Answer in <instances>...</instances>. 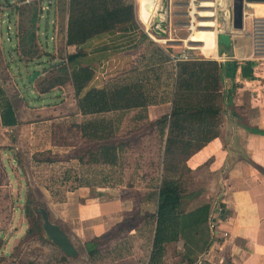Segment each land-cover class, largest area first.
Returning a JSON list of instances; mask_svg holds the SVG:
<instances>
[{
	"label": "trees",
	"instance_id": "16d2710c",
	"mask_svg": "<svg viewBox=\"0 0 264 264\" xmlns=\"http://www.w3.org/2000/svg\"><path fill=\"white\" fill-rule=\"evenodd\" d=\"M48 1L54 0H38L35 3L43 6ZM136 14V0H68L66 45L74 46L77 51L67 56L65 65L57 64V67L47 71L45 76L48 75L50 79L45 78L42 82L45 87L38 91V101L42 102L44 96L71 82L78 110L66 120L54 119L51 122V138L61 141L55 145L77 148L82 144L75 159L79 164L88 166L90 174L98 166L133 172L130 177L137 181L134 184L141 190L149 191L148 200L152 201L154 212L136 214L134 225L130 227L145 228L154 224L156 230L149 264H162L167 244L180 239L184 240L189 253L188 263L204 264L217 241L211 229L214 227L211 206L204 205L186 212L185 201L198 193L183 194V176L179 170H186V163L193 155L220 137L224 106L232 105L240 87L237 75L240 72L245 80H255V63L214 59L175 63L166 49L143 35L142 41L148 42L149 49L146 53L142 52L136 65L125 74L110 78L103 86L94 85L96 69L85 62L87 45L103 34L134 25ZM37 16L35 14L32 18L34 30H38L41 20V17L37 20ZM29 43L33 48L23 53L24 57H28L24 62L32 61L30 58L38 48L35 32L30 33ZM54 72H60L63 76L54 77ZM8 95L9 91L4 89L0 79V125L3 128H14L24 123L40 124L53 119L45 115L51 110L42 107L38 108L45 111L35 114V119L28 117L27 108L30 109L32 102L25 101L24 108V105L11 101ZM166 103L171 104L170 112L151 120L149 107ZM56 107L57 104L52 109ZM245 127L254 134L264 136L263 130ZM70 134L73 137L70 138ZM32 162L38 167L60 161L33 159ZM17 168L20 170L19 166ZM1 172L0 187H12L6 166L1 167ZM71 173L69 171L63 180L56 181L57 189L53 191L50 187L54 203L64 202L68 192L82 187H98L95 181L83 178L77 181L76 186L66 189L74 182ZM62 184L65 185L64 189L61 188ZM29 196L26 194L22 207L25 218L32 225L28 234L44 232L39 212L41 208L28 205L32 201ZM32 197L39 203L36 193ZM127 221L124 219L109 233L86 244L91 263L102 260L100 257L104 249H111L105 264L121 256L118 251L125 246L122 241H117V236L130 229L124 228ZM0 239V252H3L6 243L1 236ZM20 240L10 254L15 252ZM45 241L52 245L48 239L45 238ZM74 260L64 254L58 263L73 264Z\"/></svg>",
	"mask_w": 264,
	"mask_h": 264
},
{
	"label": "rangeland",
	"instance_id": "374dc122",
	"mask_svg": "<svg viewBox=\"0 0 264 264\" xmlns=\"http://www.w3.org/2000/svg\"><path fill=\"white\" fill-rule=\"evenodd\" d=\"M36 1L38 0H0V79L2 86L5 90L9 91L10 95L8 96H11V101L16 102L18 105H24L25 101L32 102L30 109L27 108L28 117L35 119L34 117L35 114H37L38 107L50 109L51 111L45 115L46 117H53L52 120H47L40 124L24 123L14 128H3L0 125V175H2L1 167L6 166L9 172L8 175H10L9 184L12 186L0 187V228H8L15 225L17 228H27L26 234L20 240V244L14 253L5 255L0 252V263L14 258L17 260L16 262L20 264H59L55 262V259L61 258L64 253L57 249L51 242L52 245L46 243V235L44 232L28 234V230L32 228V225L28 219L25 218L22 207L25 205L26 194H28V196L30 194L31 196H29V198L32 200V204L28 203V205H32V208L39 207L48 209V201L53 200L50 195V187L53 191L57 189L58 185H56V181L60 179L63 180L69 171L72 172L71 175L74 178V182H71L72 185H69L66 189H70L71 186H76L78 180L86 178V180L98 183L96 184L98 189L104 190L106 188L105 192L113 194L111 197L125 192L124 194L137 200V203L139 199H146L149 192L139 189L138 186L134 184V182L137 181H134V179L130 177L133 175V172H124L119 169L98 166L95 171L90 174L89 167L79 164V161L75 159V156L79 154L80 149L83 147L82 144L77 146V148L55 145L56 143H61V141H53L51 138L52 131L50 124L54 119L66 120L70 115L77 112L75 92L71 82H68L54 93L47 97L44 96L42 102H40L38 101V98H40L38 91L40 92L43 87H45L42 84L44 79H50L48 75L45 76L47 72L43 71H45L50 64L59 65L62 63V65H65L67 56L76 53V51L73 47L66 45L68 0L48 1L46 3L44 2L43 6L41 3L36 5ZM190 1L196 4V10L189 9L188 3H190ZM215 1L216 0H173L172 4L174 3L175 7L173 19H171V23L170 19H167L169 21L165 24L169 27L172 34L167 35L168 37L166 40V28L164 29V27H161V31H164V33H161L150 25L148 28L149 31L147 32L146 25H142L143 23L140 21L138 22L142 25L141 28L144 27V35L155 44L169 50L173 60L174 58H179L181 54H186L189 60L217 59L219 57L216 55V50H213L216 48L215 44L217 42V25L216 29L214 28V46L211 45L213 48L206 50L208 48H205L206 44L202 40L192 37L191 39L193 41L189 39L194 32V34H196L198 32L214 31L212 26L215 27V24L211 23L210 17L212 13L211 4H214ZM189 11H192L191 15L188 14ZM35 14L38 15L37 20L41 17L38 30H34L32 26V18ZM192 18L195 20L193 21ZM136 21L137 19L135 22ZM192 21L193 23L191 24ZM253 31L255 36H257L259 47L262 49L260 51L262 55H264V18H262V16L257 18L256 21H253ZM34 32L38 44L34 56H39L40 58H35L33 56L30 58L32 61L24 62L25 59L28 60V57H24L23 53L33 48V45L29 43V39L30 33L32 34ZM143 43V48L132 55H114L106 59L102 64L99 63L98 60H94L93 63L98 70V74L95 75H98V78L105 79L103 80L105 84L110 78L130 71L136 65L137 60L141 58L140 53H146L149 49L148 42L144 41ZM46 52L49 54L48 56H46ZM263 64L264 60L259 64L261 71L258 72V76L261 77L264 75ZM102 71L105 72L103 76L99 73ZM54 75V77L63 76L60 72H54ZM246 87L248 91H246L243 96L240 95L242 92L238 94L240 97L239 100L242 101L243 104H247L249 100L251 105L254 99L252 94L259 95L260 92L258 86L255 87V89L257 88L256 91H254V88L251 87L249 83L244 84L242 88ZM250 93L251 98L249 95ZM33 102H39L41 104L38 105ZM56 104L58 107L53 110L52 108ZM228 105L229 106H224L225 111L222 116L223 123L221 125V131L224 127V138H226V144L229 145L232 140L233 126L237 123L236 115L242 114L246 116V110H237L236 108L239 107L235 106L236 108H234V105H231V103ZM167 111L168 109L166 107L164 112L166 113ZM28 113H30L31 116H29ZM245 118L247 119V117ZM243 122L250 126L247 120ZM71 137L73 136L70 134V138ZM256 145L258 146V144ZM259 151L252 156L257 161L263 163L264 151ZM247 153L248 152H246V154ZM33 159L37 161L59 160L60 162L53 165L47 163L36 167L33 165ZM188 164L189 163H186V170H179L183 176L182 184L184 185L183 194L185 196L189 193L198 191V188L204 186L202 184H204L203 181L206 179V175L194 174ZM18 166L20 170H18ZM200 172L206 173L205 170H200ZM3 183H5V181H3ZM61 188L64 189L65 185L62 184ZM88 188L97 189L96 187ZM33 193L38 195L39 203L33 199ZM143 213L145 212L143 211L141 214ZM134 217L135 214L133 211L130 213V216L125 218L128 220V223L126 222L124 228H130L134 225ZM148 228H154V224H151ZM127 236V233L124 231L117 236V241L123 242ZM2 239L4 240L3 237ZM1 246L2 242L0 241V249ZM52 246H54L55 249ZM79 248V255L75 258L73 264H93L87 258L84 249L81 246H79ZM110 252L111 249H104L100 257L102 260L98 263L105 264L104 262L106 259H109Z\"/></svg>",
	"mask_w": 264,
	"mask_h": 264
},
{
	"label": "crops",
	"instance_id": "0c3cea01",
	"mask_svg": "<svg viewBox=\"0 0 264 264\" xmlns=\"http://www.w3.org/2000/svg\"><path fill=\"white\" fill-rule=\"evenodd\" d=\"M160 1L156 0L151 13H147L144 10V2L136 0L137 21L134 25H130L121 31L103 34L90 41L86 47L85 62L96 69L95 74H98V70L93 63L94 60H98L102 64L111 56L132 55L143 48L142 36L145 31L143 30L144 27L141 28V26L146 25L147 32L149 31L148 28L160 6ZM172 1H168L167 8V19H170V23L175 9ZM211 5V23L215 24V27L212 26V28L216 29L217 0ZM188 7L190 10L197 9L196 4L191 1L188 3ZM188 14L191 15L192 11H189ZM261 16L264 18V4L246 6L244 29L233 32L234 56L232 59H227L239 62L253 61L255 63V80H245L241 73H238L236 79L241 86L237 89L232 100L234 108L239 107L236 109L246 110V116L236 115L237 123L233 126L232 140L229 145L226 144L223 127L219 138L209 143L187 162L194 174L206 175V179L202 184L204 186L197 189V196L185 201L186 212L204 205H210V213L213 214L214 219V227L211 229L215 233L217 241L212 246L211 253L206 257L207 261L204 264H264V162H259L252 156L259 150L264 151V136L250 132L244 127L247 124L243 122L247 120L249 127L264 131V75L258 76V72L261 71L259 64L264 60V55L260 51L262 49H260L257 36L253 31V21ZM138 21L143 24L141 25ZM165 26L167 30L166 40L167 35L172 33L169 27ZM215 29L212 32H198L196 34L194 32L189 39L193 41L192 37L202 40L206 44L205 48H208L206 50H209L213 48L211 45L214 46ZM72 47L77 51L74 46ZM215 47L213 50H216L218 57L217 42ZM166 51L171 56L170 51L167 49ZM99 73L103 76L105 72ZM97 76L95 75L94 85L103 86L105 79ZM248 83L254 88V91L257 90L255 87L258 86L260 92L259 95L252 94L254 99L251 105L249 100L247 104H243L238 95L242 92L240 95L243 96L248 91L247 87L242 88L244 84ZM249 95L251 98V93ZM166 107L168 111L165 113ZM170 110V103L154 105L149 107L148 115L151 120H155L164 114H168ZM41 111L45 110L38 109L37 113H41ZM200 170H205L206 173H201ZM105 191L106 188L103 190L82 187L68 192L66 200L62 203L48 201L50 220L61 227L78 252H80L79 246L84 249L87 258L86 244L88 242L115 229L133 211L136 215L143 211L149 213L155 210L148 197L146 200L144 198L139 199L137 203V200L130 198L124 194L125 192L111 197L113 194ZM26 229L17 228L16 225L0 228V236L4 238L6 243L3 254L8 255L13 251L17 242L25 235ZM155 230L156 228L148 227L126 229L125 232L128 236L123 241L125 247L118 251L121 256L118 259H113L109 264H149L153 251ZM52 247L54 248V246ZM188 257L189 253L186 251L185 242L180 239L177 242L167 244L162 264H189ZM60 259H55V262ZM16 261V259L11 258L0 264H20Z\"/></svg>",
	"mask_w": 264,
	"mask_h": 264
},
{
	"label": "water",
	"instance_id": "95a60500",
	"mask_svg": "<svg viewBox=\"0 0 264 264\" xmlns=\"http://www.w3.org/2000/svg\"><path fill=\"white\" fill-rule=\"evenodd\" d=\"M168 1H160L161 7L157 9L151 23V26L161 33H164L163 30L161 31V27L165 29L164 24L167 22ZM252 4H264V0H217V49L221 58L226 60L233 58L232 34L234 31L244 29L246 6ZM57 66L50 64L43 72ZM39 212L43 219V230L46 238L65 255L76 258L79 252L61 227L50 220L47 210L41 208Z\"/></svg>",
	"mask_w": 264,
	"mask_h": 264
},
{
	"label": "bare ground",
	"instance_id": "6f19581e",
	"mask_svg": "<svg viewBox=\"0 0 264 264\" xmlns=\"http://www.w3.org/2000/svg\"><path fill=\"white\" fill-rule=\"evenodd\" d=\"M144 2V10L147 12V13H151V11L153 10V6L156 4V0H142ZM161 7V5L159 6V8ZM218 57L221 59V60H225L223 58H221L218 54Z\"/></svg>",
	"mask_w": 264,
	"mask_h": 264
},
{
	"label": "built area",
	"instance_id": "2783aa9c",
	"mask_svg": "<svg viewBox=\"0 0 264 264\" xmlns=\"http://www.w3.org/2000/svg\"><path fill=\"white\" fill-rule=\"evenodd\" d=\"M170 1H171V0H169V2H170ZM182 58H183V59H182ZM181 60H189V59H188V57H187L186 54H183V55L181 54L179 58H174V62H175V63H177V62H179V61H181ZM190 60H191V59H190ZM192 60H194V59H192ZM226 235H227V234H226Z\"/></svg>",
	"mask_w": 264,
	"mask_h": 264
}]
</instances>
